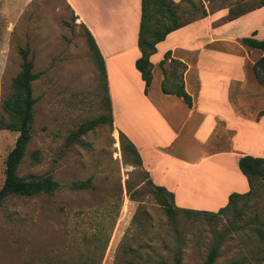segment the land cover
<instances>
[{"label": "rangeland", "instance_id": "1", "mask_svg": "<svg viewBox=\"0 0 264 264\" xmlns=\"http://www.w3.org/2000/svg\"><path fill=\"white\" fill-rule=\"evenodd\" d=\"M191 1L196 8L183 3V19L223 8L229 9L227 19L242 16L262 0ZM25 48L33 60L32 71L40 78L31 85L36 100L31 140L18 176L51 175L61 189L51 196L9 197L1 204L0 264L62 263L83 247L80 240L89 231L90 218L107 214L116 195L121 197V209L102 264H113L123 238L134 248L141 246L137 264H171L178 246L182 264H203L215 246L219 255L214 264H259L264 249L258 237L264 222L263 190L256 198L238 202L240 216L232 210L216 217L181 213L175 232L149 189L145 172L125 161L118 135L107 123L96 125L77 143L65 144L82 124L107 111L86 33L63 0H0V118L8 120L1 103L21 70L19 51ZM17 136L0 129V189L4 161ZM86 180L91 181L87 190L68 188Z\"/></svg>", "mask_w": 264, "mask_h": 264}, {"label": "crops", "instance_id": "2", "mask_svg": "<svg viewBox=\"0 0 264 264\" xmlns=\"http://www.w3.org/2000/svg\"><path fill=\"white\" fill-rule=\"evenodd\" d=\"M63 1L103 59L113 131L135 146L152 184L172 193L179 209L212 213L231 194L248 192L237 163L244 156L264 158V86L252 71L263 54L242 40L264 39V7L232 20L227 8L208 11L168 34L150 57L145 94L135 68L141 0ZM166 53L186 67L190 108L161 91L159 63Z\"/></svg>", "mask_w": 264, "mask_h": 264}, {"label": "trees", "instance_id": "3", "mask_svg": "<svg viewBox=\"0 0 264 264\" xmlns=\"http://www.w3.org/2000/svg\"><path fill=\"white\" fill-rule=\"evenodd\" d=\"M187 3L190 8L196 6L191 0H181L175 3L171 0H141V16L137 38V47L140 57L135 61V68L139 72L144 82V93L146 94L152 80V64L150 57L156 52V45L162 42L168 34L176 31L194 21L204 18L207 12L203 10L201 17L197 19H183L181 8L182 4ZM261 7H264V0L261 1ZM239 15H233L228 18L232 20ZM84 29L87 41L92 51L93 59L97 65L98 72L103 81L105 92L104 107L107 115H101L87 123L75 132L71 133L66 139V145L77 143L80 137L91 131L100 123H107L113 130V118L111 104L108 96L107 81L103 59L97 49V46L87 31ZM243 44L258 49L262 56L253 64L252 71L257 82L264 86V39L257 41L255 39H243ZM21 57V70L12 80L11 92L2 100L1 110L7 116V121L0 118V129L17 132L13 148L8 152L4 161V181L0 189V206L9 197H34L45 194L53 195L61 189L51 175L42 178L23 179L18 176V167L25 156L26 147L31 140V126L33 122L34 105L36 100L32 97V83L40 78V75L33 73V60L29 58L28 48L19 51ZM159 67L162 71L163 80L161 82V91L165 95H172L181 98L187 107H191V97L184 89L183 75L186 67L183 63L171 59L170 53H166L160 61ZM264 115V112L260 113ZM118 138L121 145V153L125 161L134 168H141V159L135 146L128 138L118 131ZM238 169L245 177L249 190L245 194L233 193L228 197L225 207L217 212L191 211L179 209L174 205L173 194L162 187H157L149 180L148 174L146 181L149 189L154 194L157 204L167 213L170 225L175 232L177 230V217L181 213L188 215H205L216 217L223 215L226 211L232 210L236 216H240V210L236 207L240 200L256 198L260 190L264 192V158H254L250 156L241 157L237 163ZM91 187V181H76L68 185L72 191L87 190ZM116 201L107 214H97L90 218L87 223L89 231L81 236L83 247H78L77 252L67 256L62 263L51 264H102L106 253L111 234L121 209V197L116 195ZM106 212V210H105ZM261 230L258 231V237L264 241V222H261ZM141 246L134 248L128 245L125 238L121 241L115 253L113 264H137L135 261L139 258ZM129 255V258H128ZM219 255L218 248L213 247L203 264H214ZM264 249L259 264L263 261ZM181 248H178L172 254L171 264H182Z\"/></svg>", "mask_w": 264, "mask_h": 264}]
</instances>
